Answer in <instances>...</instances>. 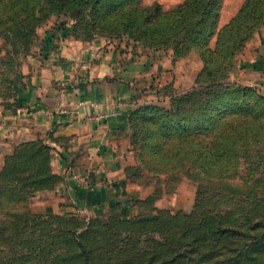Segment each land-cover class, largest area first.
<instances>
[{
  "label": "rangeland",
  "instance_id": "obj_1",
  "mask_svg": "<svg viewBox=\"0 0 264 264\" xmlns=\"http://www.w3.org/2000/svg\"><path fill=\"white\" fill-rule=\"evenodd\" d=\"M141 1L178 18L199 0ZM248 1L216 0L209 14L214 27L194 47L179 45L182 54L173 44L144 46L127 35L95 34L87 20L64 12L47 15L43 0L0 1L2 116L23 108V91L36 87L50 52L66 42L62 36L84 45L102 40L122 53L151 51L168 68V78L132 96L119 184L129 195L125 199L93 213L53 210L50 195L65 182L55 165L65 157L54 142H69L54 140L53 126L0 157V264H264V82H250L240 62L262 38L264 24L245 31L248 39L214 84L206 79L200 53L221 46ZM211 92L221 95L219 101L234 99L241 109L218 111L211 130L175 145L188 160L219 166L209 172L188 161L176 166L168 161L171 151L158 165L150 155L158 129L150 118L154 109L163 114L175 104L191 106L212 99ZM208 125L206 120L203 129ZM200 140L221 155L187 154ZM224 147L234 152L227 155Z\"/></svg>",
  "mask_w": 264,
  "mask_h": 264
},
{
  "label": "crops",
  "instance_id": "obj_2",
  "mask_svg": "<svg viewBox=\"0 0 264 264\" xmlns=\"http://www.w3.org/2000/svg\"><path fill=\"white\" fill-rule=\"evenodd\" d=\"M61 38L66 42L50 52L36 87L23 91V108L0 114V157L53 126L54 140H69L65 147L54 142L65 157L55 160L65 182L50 195L53 210L99 212L127 195L119 184L132 96L168 78L167 63L151 51L122 53L102 40ZM250 48L240 58L243 71L263 83L264 33Z\"/></svg>",
  "mask_w": 264,
  "mask_h": 264
},
{
  "label": "trees",
  "instance_id": "obj_3",
  "mask_svg": "<svg viewBox=\"0 0 264 264\" xmlns=\"http://www.w3.org/2000/svg\"><path fill=\"white\" fill-rule=\"evenodd\" d=\"M1 2L3 0H0ZM31 1V0H27ZM41 1V0H40ZM47 15L53 12H64L78 20H87V25L95 34L109 37L127 35L141 45L160 47L173 44L176 52L182 54L179 45L194 47L195 42H201V34L209 32L215 22H209V14L216 7V0H199L189 9L181 11L180 16L162 13L159 5H144L141 0H43ZM213 24V25H212ZM264 24V0H249L240 16L235 18L221 38V46L216 49L204 47L200 50L204 60V71L208 73L206 79L214 84L223 71V66L231 65L236 53L243 47L249 35L246 30L252 31L255 27ZM212 25V26H211ZM211 26V27H209ZM205 39L203 42H206ZM189 51V50H188ZM185 51V52H188ZM226 69V68H225ZM202 93L198 94L201 97ZM212 99H206L191 104V106L175 104L171 110L162 111L155 108L150 117L158 125L156 141L151 146V157L158 160V165L165 162L169 151L168 161L175 160L176 166L184 165L188 161L200 171L209 172L219 165L215 163H200L188 160L181 156L182 146L175 143L198 137L203 130L217 121L218 111L233 109L238 111L242 105L229 100H221L220 94H208ZM151 109V108H150ZM149 110V109H147ZM145 111V109H144ZM209 122L208 128L203 129L205 121ZM211 130V129H210ZM201 146L188 148L187 154L209 156L217 159L221 153L213 145L206 146L200 140ZM174 143V144H172ZM218 151V152H217ZM222 151L229 155L234 150L224 147ZM178 156V157H174ZM151 166V163H148Z\"/></svg>",
  "mask_w": 264,
  "mask_h": 264
}]
</instances>
